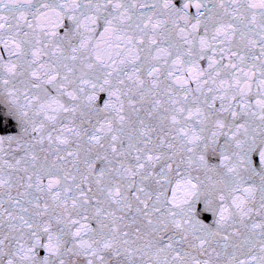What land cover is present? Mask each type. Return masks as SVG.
<instances>
[{"label": "snow or ice", "instance_id": "6c2138e0", "mask_svg": "<svg viewBox=\"0 0 264 264\" xmlns=\"http://www.w3.org/2000/svg\"><path fill=\"white\" fill-rule=\"evenodd\" d=\"M0 264H264V0H0Z\"/></svg>", "mask_w": 264, "mask_h": 264}, {"label": "water", "instance_id": "95a60500", "mask_svg": "<svg viewBox=\"0 0 264 264\" xmlns=\"http://www.w3.org/2000/svg\"><path fill=\"white\" fill-rule=\"evenodd\" d=\"M204 219H205V221L207 222L208 220L211 219V217H210V216H205Z\"/></svg>", "mask_w": 264, "mask_h": 264}]
</instances>
